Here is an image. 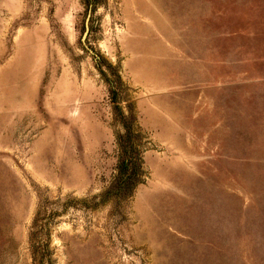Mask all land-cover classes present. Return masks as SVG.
<instances>
[{"label":"rangeland","instance_id":"rangeland-1","mask_svg":"<svg viewBox=\"0 0 264 264\" xmlns=\"http://www.w3.org/2000/svg\"><path fill=\"white\" fill-rule=\"evenodd\" d=\"M0 264H264V0H0Z\"/></svg>","mask_w":264,"mask_h":264},{"label":"trees","instance_id":"trees-1","mask_svg":"<svg viewBox=\"0 0 264 264\" xmlns=\"http://www.w3.org/2000/svg\"><path fill=\"white\" fill-rule=\"evenodd\" d=\"M129 167V161H127L126 159H122L121 164H120V172H127V169ZM124 183L125 184H129L131 183L132 180V175L131 173H126V175L124 176ZM35 221H37V219L34 220V224L32 225V227L35 225ZM31 233H30V241H31Z\"/></svg>","mask_w":264,"mask_h":264}]
</instances>
